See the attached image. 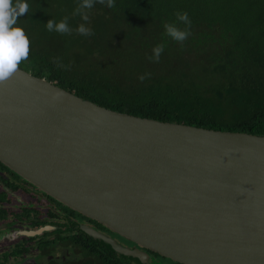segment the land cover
Wrapping results in <instances>:
<instances>
[{"label":"water","instance_id":"1","mask_svg":"<svg viewBox=\"0 0 264 264\" xmlns=\"http://www.w3.org/2000/svg\"><path fill=\"white\" fill-rule=\"evenodd\" d=\"M0 163L169 260L264 264V135L113 111L18 67L0 84Z\"/></svg>","mask_w":264,"mask_h":264},{"label":"trees","instance_id":"2","mask_svg":"<svg viewBox=\"0 0 264 264\" xmlns=\"http://www.w3.org/2000/svg\"><path fill=\"white\" fill-rule=\"evenodd\" d=\"M25 2L17 24L30 49L20 69L113 111L264 135V0H94L87 20L81 0ZM180 12L190 34L175 41L165 25L184 28ZM64 17L70 33L47 30ZM81 24L93 34L81 35Z\"/></svg>","mask_w":264,"mask_h":264},{"label":"flooded vegetation","instance_id":"3","mask_svg":"<svg viewBox=\"0 0 264 264\" xmlns=\"http://www.w3.org/2000/svg\"><path fill=\"white\" fill-rule=\"evenodd\" d=\"M108 239L147 254L131 260ZM0 264H180L64 206L0 163Z\"/></svg>","mask_w":264,"mask_h":264},{"label":"clouds","instance_id":"4","mask_svg":"<svg viewBox=\"0 0 264 264\" xmlns=\"http://www.w3.org/2000/svg\"><path fill=\"white\" fill-rule=\"evenodd\" d=\"M99 3H105V0H98ZM94 0H81L77 9L84 20L88 17L83 13L84 9H91ZM108 7H114V0H107ZM29 10V4L25 0H0V84L7 81L14 73L17 72L18 66L22 60L28 58L30 41L22 26L17 24L20 16L25 15ZM177 21L183 22L184 28L176 23L165 25L166 34L175 41H184L190 34L191 20L186 12L177 13ZM46 28L49 32L70 33L68 17L60 21L49 19L46 22ZM77 31L84 36L92 35V31L83 24L79 25ZM164 50L163 44H158L153 48V55L150 60L159 61L160 55ZM58 67H66L58 65ZM143 79V77H141Z\"/></svg>","mask_w":264,"mask_h":264}]
</instances>
